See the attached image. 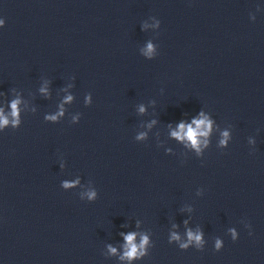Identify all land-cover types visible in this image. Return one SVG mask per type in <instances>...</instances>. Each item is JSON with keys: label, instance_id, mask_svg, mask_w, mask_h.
<instances>
[{"label": "clouds", "instance_id": "1", "mask_svg": "<svg viewBox=\"0 0 264 264\" xmlns=\"http://www.w3.org/2000/svg\"><path fill=\"white\" fill-rule=\"evenodd\" d=\"M0 23H2V22H0ZM152 51H153V47L151 44H149L146 55H151ZM42 91H43V89H42ZM68 99H71V97H69ZM17 103H18V101H13V103H12V109H13L12 115L14 117L17 115V111H16ZM140 110H141V112L144 111L143 108H141ZM200 116H201L200 119H193L192 124H189L187 126L183 122H181L178 125L179 131H174L172 133V135L174 137H176L177 139H181V140L187 139L188 141H190L192 146L194 148H196L198 153L200 151V148H199L200 141H199L198 137L207 136L208 132L211 129V121L206 116H204L203 113H200ZM52 119H55V117H52ZM16 123H18V120H13V124L15 125ZM7 124H8V120L3 117L2 113H0V127L7 125ZM192 125H195V128H193ZM227 135H228L227 133H224L225 138H227ZM224 143H225V141L222 140L221 144H224ZM64 187H66V188L71 187V185L65 183ZM95 196H96L95 192H89L88 193V197L90 200L94 199ZM172 238L176 239V240L179 239V237L175 233H173ZM188 238H189V242H191L192 240H195L197 242V244H200L202 242L200 234L194 235L190 231L188 233ZM233 238H235V233H233ZM125 240H126L127 244H126V251L124 253V256L129 258V259L134 258L135 256L138 255V246L134 243L135 233L127 234L125 236ZM146 243H147V237H143V239L139 245V248L143 249V247ZM187 246H188L187 244H181L180 245L181 248H187ZM220 246H221L220 241H217V243H216L217 249H219ZM110 251H112L114 253L116 250L113 248H110Z\"/></svg>", "mask_w": 264, "mask_h": 264}]
</instances>
